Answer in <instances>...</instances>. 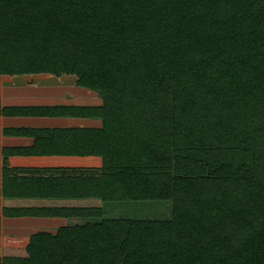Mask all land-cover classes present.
<instances>
[{
	"label": "trees",
	"instance_id": "1",
	"mask_svg": "<svg viewBox=\"0 0 264 264\" xmlns=\"http://www.w3.org/2000/svg\"><path fill=\"white\" fill-rule=\"evenodd\" d=\"M0 76L101 98L0 96L24 119L2 134L33 139L1 149L2 216L83 219L0 264H264V0H0ZM152 200L170 218L116 214Z\"/></svg>",
	"mask_w": 264,
	"mask_h": 264
},
{
	"label": "rangeland",
	"instance_id": "2",
	"mask_svg": "<svg viewBox=\"0 0 264 264\" xmlns=\"http://www.w3.org/2000/svg\"><path fill=\"white\" fill-rule=\"evenodd\" d=\"M29 79H31L30 76H25L24 79H22L21 76L20 79H12L5 76H0V96L3 103L19 104L22 101H24V103H27V101H29L28 104L47 102H62L68 104H95L101 101V98L97 94L91 92L90 90H87L86 88L75 86L76 84L74 78L70 82L66 81L67 78L65 77L59 78V86H56L57 80L54 77L46 78V80L41 79L39 81ZM1 130L2 124L0 123V133ZM161 203L163 206L167 204V209L165 210L166 213L157 209L158 205H160ZM112 205L119 204L116 201L108 202L106 204V212H109V207ZM131 206L135 207L132 209ZM171 207L172 202L167 200H152L146 202L127 203L123 208H116V214L133 218L167 219L171 216ZM38 226L40 228H42V226H48L49 228H51V226L46 224H39ZM31 232L32 231H3V236L0 238V243L2 242V240L6 241L10 239V237L13 235H15L13 237L22 238L26 235H29Z\"/></svg>",
	"mask_w": 264,
	"mask_h": 264
},
{
	"label": "crops",
	"instance_id": "3",
	"mask_svg": "<svg viewBox=\"0 0 264 264\" xmlns=\"http://www.w3.org/2000/svg\"><path fill=\"white\" fill-rule=\"evenodd\" d=\"M3 102V101H2ZM24 103V101L20 102L19 104H28ZM48 103V102H47ZM6 104V103H5ZM17 104V103H15ZM34 104H42V103H34ZM5 120H8L7 123H5ZM21 120V121H18ZM22 118L19 119H4L1 118V124L2 128L6 125H16L19 126L22 123ZM70 122V119L65 120V118H29L28 123L29 125H46V126H62L66 123ZM83 124V122H82ZM81 124V125H82ZM33 139L30 137H16V136H5L2 134V130L0 133V156H1V149L5 145H30L32 143ZM1 167H2V159L0 160ZM0 167V168H1ZM2 176H1V170H0V216L2 218V231H39V230H47V231H56L60 226L67 225V224H74V223H82L83 219L81 218H31V217H20V218H8L2 216ZM39 224H46L51 226L49 228L48 226H42L40 228ZM37 225V226H36ZM9 228V229H8ZM30 233V234H31ZM3 236H0V238ZM5 241V240H4ZM4 241L1 242V247L4 244Z\"/></svg>",
	"mask_w": 264,
	"mask_h": 264
}]
</instances>
